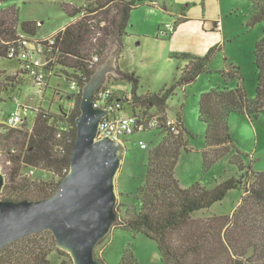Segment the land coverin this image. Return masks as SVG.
I'll list each match as a JSON object with an SVG mask.
<instances>
[{"label":"trees","instance_id":"16d2710c","mask_svg":"<svg viewBox=\"0 0 264 264\" xmlns=\"http://www.w3.org/2000/svg\"><path fill=\"white\" fill-rule=\"evenodd\" d=\"M250 1L249 25L263 23L262 37L254 49L255 97H249L245 87L239 84L236 88L216 86L202 93L199 101V118L206 125V146L201 150L203 172L230 157L239 176L217 181L212 188L200 182L183 187L176 176L181 153L193 150L189 145L192 133L182 113L174 126L168 123V100L178 85L194 80L208 69V57L190 58L182 76L158 93L139 94L140 77L135 71H122L121 77H115L131 84L130 93L122 94L123 102L131 107L130 113L141 112V119L156 120V126L149 130L163 134L161 142L149 152L145 184L137 193L139 208L128 207L117 224L155 240L163 264H264V171H253L244 162L243 153L234 150L229 127V118L234 113L246 115L250 120L264 116V0ZM135 7V0H85L82 7L65 5L64 9L74 20L51 37L37 40L32 37L36 35L38 22H21L15 6L0 9V59H17L22 66L23 62L10 57V53L15 49L16 56L26 50L25 41L33 42L43 48L48 72L64 75L82 89L97 66L108 58L116 37L122 41L128 33ZM222 72L225 77H240L238 70ZM23 74L30 76L23 69L12 75L0 71V104L6 101L3 92L22 84ZM114 94L115 98L121 96L118 92ZM127 94L132 95L130 102ZM81 96L80 91L76 93V104L71 109L34 110L31 128L25 121L19 127L0 131V159L6 176L4 199L36 200L56 192L61 181L56 183L54 178L64 177L70 170ZM35 170L53 177L48 180L34 176ZM235 189L242 190L243 195L233 213L195 216L221 202ZM56 250L67 258L53 262L51 254ZM0 264H73V261L58 249L54 235L47 230L1 250ZM119 264L139 263L127 249Z\"/></svg>","mask_w":264,"mask_h":264},{"label":"rangeland","instance_id":"374dc122","mask_svg":"<svg viewBox=\"0 0 264 264\" xmlns=\"http://www.w3.org/2000/svg\"><path fill=\"white\" fill-rule=\"evenodd\" d=\"M135 3L128 33L122 37L119 66L124 71H135L139 75V94L160 92L175 78L182 76L190 58L208 57V69L194 80H185L178 85L168 100V116L177 120L182 113L184 123L192 133L189 145L193 150L183 151L176 167L180 183L188 187L200 182L212 188L217 181L239 176L238 168L229 161L230 157L221 159L207 173L203 172L201 150L206 146V125L199 118V101L202 93L216 86L236 88L239 84L245 87L249 97H255L257 75L254 49L262 37L263 23L249 25L251 1L135 0ZM84 4L85 0H6L0 2V9L15 6L21 22H38L36 35L32 37L37 40L51 37L74 20L75 17L64 9L65 5L82 7ZM217 21L221 22V29L216 28ZM169 24L175 27L173 33L168 31ZM29 47L33 49L36 46L31 42ZM19 68L17 60L0 59V71L6 74H15ZM225 70H238L240 77H225L222 72ZM22 81L14 89L3 92L2 97L6 101L0 104V109L5 112L18 109L29 128L35 119L34 110L39 107L53 112H58L60 107H75L76 91L64 75H49L44 93L38 92V86L28 74L22 75ZM105 82L113 92L120 95L130 93L131 84L126 80L108 75ZM14 96L19 98V104L14 102ZM131 111V107L127 106L120 113L129 114ZM229 127L234 150L243 153L244 162L253 171H264V116L250 120L246 115L234 113L229 118ZM6 129L0 131L5 132ZM162 138L163 134L158 130L147 129L136 131L124 141L126 151L117 176L116 209L120 217L124 216L128 207L139 208L137 193L145 184L149 152ZM140 140L146 142L147 147L139 146ZM34 176L48 180L53 177L50 173L36 170ZM63 178L55 177L54 181L57 183ZM242 195V190H232L221 202L197 212L195 216L231 214ZM127 249L133 252L139 264H163L155 240L119 224L97 246L96 256L104 259L106 264H119ZM61 257L57 250L51 254L55 263L67 258Z\"/></svg>","mask_w":264,"mask_h":264},{"label":"water","instance_id":"95a60500","mask_svg":"<svg viewBox=\"0 0 264 264\" xmlns=\"http://www.w3.org/2000/svg\"><path fill=\"white\" fill-rule=\"evenodd\" d=\"M121 48L122 41L116 37L108 58L81 89L70 170L54 194L36 200L4 199L6 176L0 165V251L49 230L73 264H105L96 256V248L120 220L117 176L126 146L110 136L99 137V124L110 110L97 107L95 95L108 75L122 76L118 65Z\"/></svg>","mask_w":264,"mask_h":264},{"label":"built area","instance_id":"2783aa9c","mask_svg":"<svg viewBox=\"0 0 264 264\" xmlns=\"http://www.w3.org/2000/svg\"><path fill=\"white\" fill-rule=\"evenodd\" d=\"M167 28L171 33L175 31V27L171 24L167 25ZM216 28L221 29L220 21L216 22ZM24 44L27 46L26 50L15 56L14 54L16 50L12 49L10 57H16L23 62V65L20 66L19 69H23L27 73L29 72L30 77H32L34 83L38 86V92L44 93L47 86V78L49 75L53 74L45 69L48 60L44 54V50L42 47L31 49L29 47L30 42L27 41H25ZM97 61L98 57H95L94 62L97 63ZM71 85L76 93L79 91L81 92V88L76 82H71ZM123 98L124 95L115 98L114 92L106 82L97 91L95 95L97 107H104L110 110V113L99 124V137L110 136L111 138L124 143L126 138L134 134L136 131H145L156 126V120L147 121V119H141L139 117V115H142L141 112H138L137 114L120 113L126 106L123 102ZM126 98L130 102L132 100V95L127 94ZM14 102L19 104V98L17 96L14 97ZM25 120L26 119L22 117L18 109L12 110L11 112H5L0 109V129L19 127L25 122ZM168 123L174 126L176 120L169 117ZM138 145L143 148L147 147V143L142 140L138 142Z\"/></svg>","mask_w":264,"mask_h":264},{"label":"crops","instance_id":"0c3cea01","mask_svg":"<svg viewBox=\"0 0 264 264\" xmlns=\"http://www.w3.org/2000/svg\"><path fill=\"white\" fill-rule=\"evenodd\" d=\"M118 65H119V57H118ZM120 67V66H119ZM121 69V68H120ZM122 70V69H121ZM122 71H124V70H122ZM181 185L183 186V187H186V186H184L182 183H181Z\"/></svg>","mask_w":264,"mask_h":264}]
</instances>
